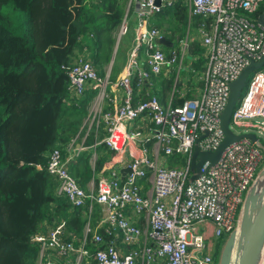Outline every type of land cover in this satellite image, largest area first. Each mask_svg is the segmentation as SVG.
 Instances as JSON below:
<instances>
[{"label": "built area", "instance_id": "built-area-1", "mask_svg": "<svg viewBox=\"0 0 264 264\" xmlns=\"http://www.w3.org/2000/svg\"><path fill=\"white\" fill-rule=\"evenodd\" d=\"M128 2L134 8V40L117 79L109 81L108 72L99 77L83 59L66 70L71 95L81 96L87 88L95 90L91 118L94 131L101 128L104 135L93 146L103 142L111 152L101 170L106 174L92 178L82 189L67 169L73 155L64 157L57 148L49 152L45 170L56 181L57 193L71 207H85L87 213L76 244L74 239H63V220L35 235L36 264H56L51 254L64 257L66 263L72 255V264L87 259L88 264H215L209 252L212 238H226L235 228L243 196L264 165L263 61L249 74L227 125L234 135L252 134L254 140L242 136L228 143L213 164L202 161L197 176L188 181L194 146L211 152L222 140L219 114L228 84L263 51L264 28L256 20L264 0ZM177 2L186 8L185 32L165 52L158 43L166 39L165 31L151 26L149 18ZM193 16L200 21L195 36L189 37ZM125 17L126 13L117 28L119 35L127 31ZM192 40L202 47L204 62L196 72L201 88L180 105H173L176 83L181 86L178 97L188 91L187 52ZM160 74L164 78L173 74L164 104L147 93L150 75ZM82 142L76 149L69 143L74 155L84 149ZM170 156L177 158L169 163L166 158ZM125 168L128 172L121 175ZM94 205L100 207L101 217L91 226ZM99 228L108 236L106 240ZM114 239L127 249L117 248Z\"/></svg>", "mask_w": 264, "mask_h": 264}, {"label": "trees", "instance_id": "trees-1", "mask_svg": "<svg viewBox=\"0 0 264 264\" xmlns=\"http://www.w3.org/2000/svg\"><path fill=\"white\" fill-rule=\"evenodd\" d=\"M126 1L0 0V264H36L38 245L33 237L46 233L61 220L66 229L63 239L81 238L86 208L71 207L57 193L56 181L45 167L53 148L63 156L71 140L84 135L82 120L95 94V90L87 88L81 96L71 95L67 67L83 59L99 77L104 76ZM263 9L261 6L259 11ZM130 12L131 7L127 31L119 37L114 53L109 81L115 79L133 41ZM190 19L188 26L195 29L200 18ZM149 24L162 28L166 39L173 43L184 35L186 8L181 2L164 7L149 18ZM187 53L188 74L200 72L204 62L202 47L192 40ZM172 77L173 74L168 78L150 75L147 93L164 104ZM135 82L132 79L133 87ZM190 82L191 78L183 97H178L179 84L174 85L173 105L191 98L193 84H201ZM100 133L103 135L102 129ZM94 134V129L86 133L82 142L85 148L67 166L82 189L111 154L103 142L93 146ZM174 158L170 156L169 163ZM97 214L98 207L94 205L92 223ZM97 231L104 240L108 238L101 228ZM216 253L214 249L213 259Z\"/></svg>", "mask_w": 264, "mask_h": 264}, {"label": "water", "instance_id": "water-1", "mask_svg": "<svg viewBox=\"0 0 264 264\" xmlns=\"http://www.w3.org/2000/svg\"><path fill=\"white\" fill-rule=\"evenodd\" d=\"M256 21L264 28V9L257 16ZM116 43L117 39L115 40L114 49ZM158 43L165 47L170 46V42L166 39H160ZM111 58H113V54ZM263 61L264 47L258 60L255 62L250 60L240 71L237 78L228 84L227 99L219 114V127L223 136L222 140L211 152H201L197 149L196 145L194 146L189 165L191 175L188 181L193 180L197 176L202 161L207 160L210 164H213L228 143L242 136L252 141L254 140L252 134L234 135L227 125L231 111L239 99L241 89L248 75L253 70L259 68ZM195 158L197 159L196 161ZM125 172H128V169L120 170L121 175ZM217 264H264V165L257 171L243 196L236 215L235 230L233 229L225 238L219 251Z\"/></svg>", "mask_w": 264, "mask_h": 264}, {"label": "crops", "instance_id": "crops-1", "mask_svg": "<svg viewBox=\"0 0 264 264\" xmlns=\"http://www.w3.org/2000/svg\"><path fill=\"white\" fill-rule=\"evenodd\" d=\"M129 7H131V12H130V20H132V21H134V14H133V3L131 2V3H129L128 2V0L126 1V4H125V7H124V11H123V15H122V18L124 17V14L126 13V20H127V13H128V8ZM122 18H121V20H122ZM127 24H128V22H127ZM134 27V26H133ZM193 29L192 27H188V30L189 29ZM193 31H195L194 29H193ZM194 36H195V33H194ZM133 38H134V32H133ZM117 39V43H116V47H117V44H118V39H119V37H118V35H117V31H116V34H115V40ZM134 40V39H133ZM169 41V40H168ZM170 42V41H169ZM132 43H133V41H132ZM131 43V44H132ZM114 45H115V41H114V44H113V47H112V51H111V55L113 54V56H114V52H115V49H116V47H115V49H114ZM170 46H171V42H170ZM170 46L169 47H165V46H162L163 48H164V51L166 52V51H168V49L170 48ZM113 49H114V51H113ZM127 53V52H126ZM111 55H110V58H109V61H108V63H107V65L109 66V62H110V59H112L113 60V58H111ZM125 57H126V55H125ZM112 60H111V64H112ZM124 62H125V60L122 62V64L120 65V69H119V72L117 73V75L120 73V71L122 70V68H123V65H124ZM111 64H110V67H111ZM110 67H109V69H110ZM109 69L107 70V72H109ZM106 74V72L104 73V75ZM117 75H116V77H117ZM107 76H108V73H107ZM116 77H115V79H116ZM190 78H193L192 76H190L189 74H188V80L190 79ZM114 79V80H115ZM192 80V79H191ZM196 82H197V80H196ZM179 87H180V89H181V86L179 85ZM200 88H201V84L200 85H196V86H194L192 89V95H196L197 93H198V91L200 90ZM92 101V100H91ZM90 104H91V102L89 103V106H88V109H89V107H90ZM88 109H87V113H88ZM82 124H83V122H82ZM85 130H84V135H85V133H87L89 130H87L86 128H84ZM99 129H101V128H98L97 129V131L99 132V134H98V132H96V134H94V136H95V138H94V142H95V140L96 141H100L101 140V138L103 137V135H104V133H103V135H101V133H100V130ZM98 134V135H97ZM84 135L79 139V140H71L72 141V144H73V148L74 149H76L77 148V144L78 143H80V142H82L81 140L83 139L84 140ZM82 144V143H81ZM82 146H84L83 144H82ZM85 148V147H84ZM70 155H73L72 156V158H70V160L68 161V163H67V166H68V164L70 163V161H72V159L74 158V156H76V155H74L73 153H72V151H71V147H69V144H68V146H67V153L65 154V155H63L64 157H66V156H70ZM109 157V156H108ZM108 157H106L104 160H103V162L101 163V165H100V167L98 168V169H96V170H94V172H93V174H92V176H91V178L88 180V182L86 183V186L88 185V183L90 182V180L93 178V179H96L97 177H99L100 176V174H103V175H105L106 174V172L104 171V173H102V169L103 168H105V160H107V158ZM93 158V157H92ZM97 207H98V214H97V217H94V222L92 223V219H93V216L91 215V217H90V219H89V222H90V224H91V226H94L99 220H100V217H101V211H100V207L97 205ZM92 213H93V209H92ZM85 221H86V218H85ZM136 224L137 225H139L140 224V222L137 220L136 221ZM83 229V228H82ZM65 231H66V229H65ZM81 236H82V232H81ZM72 239H74V243L76 244L77 243V241L79 240L78 238H76V237H74V236H72ZM113 243H114V245H116V247L117 248H119L120 250H126L127 249V247H125V246H122L121 244H120V242H119V240L118 239H114L113 240ZM87 247L89 248V247H92V244L88 241V243H87ZM50 257L55 261V263L56 264H72L73 263V256L72 255H70V257H69V263H66L65 262V259H64V257H60V256H57V255H54V254H51L50 255ZM81 264H88V259L86 260V261H83Z\"/></svg>", "mask_w": 264, "mask_h": 264}, {"label": "rangeland", "instance_id": "rangeland-1", "mask_svg": "<svg viewBox=\"0 0 264 264\" xmlns=\"http://www.w3.org/2000/svg\"><path fill=\"white\" fill-rule=\"evenodd\" d=\"M128 22V21H127ZM194 34V31H193V29H189V37H192V35ZM117 35H118V37H122V35H119L118 34V32H117ZM119 40V39H118ZM127 45V43L126 44H124V46H126ZM162 50H164V48L163 47H160ZM116 50V49H115ZM115 53V52H114ZM114 57V56H113ZM107 70H108V65H106V66H104V73L106 72L107 73ZM109 73H110V69H109V72H108V75H109ZM183 72H181V73H179L178 74V78H179V80H181L182 78H181V76H183ZM189 75L190 76H192L193 78H191L192 80H191V82L190 83H194V82H196V79H197V73L196 72H192V73H189ZM119 76V74L117 75V77ZM161 76H163L162 74H160V75H158L157 76V78H159V77H161ZM117 77H116V79H117ZM248 78H249V75H248V77H247V79H246V81H245V83H244V86L242 87V89H241V92H240V96L245 92V89H246V86H247V80H248ZM172 84H173V77H172ZM172 86V85H171ZM194 86H196V84H193V87ZM170 92V91H169ZM169 92H166L167 93V97H168V95H169ZM120 92L118 91V94H119ZM91 108L89 107V109H88V113L86 114V116H85V118L82 120V122H83V124H82V126L84 127V128H86L87 130H90L91 131V129H94V122L92 121V120H94V119H92L91 117H92V113L93 112H91ZM100 130V129H99ZM96 132H98V131H94V133H96ZM98 134H99V132H98ZM97 134V135H98ZM177 158V157H176ZM176 158H174V159H171V160H175ZM166 161L167 162H169L170 160H169V158H166ZM261 169V167L258 169V170H260ZM227 237V236H226ZM224 240H225V238L223 237V238H220V239H218V240H216V238H212V242H211V244H210V250H209V252H210V254L212 255V252L214 251V249L216 250V254L217 255H215V264H217V261H218V255H219V251H220V249H221V247H222V244H223V242H224Z\"/></svg>", "mask_w": 264, "mask_h": 264}, {"label": "bare ground", "instance_id": "bare-ground-1", "mask_svg": "<svg viewBox=\"0 0 264 264\" xmlns=\"http://www.w3.org/2000/svg\"><path fill=\"white\" fill-rule=\"evenodd\" d=\"M234 230H235V228H234Z\"/></svg>", "mask_w": 264, "mask_h": 264}]
</instances>
